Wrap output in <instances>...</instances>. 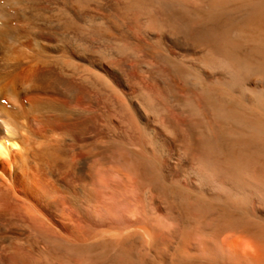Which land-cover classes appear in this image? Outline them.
<instances>
[{"label":"bare ground","instance_id":"obj_1","mask_svg":"<svg viewBox=\"0 0 264 264\" xmlns=\"http://www.w3.org/2000/svg\"><path fill=\"white\" fill-rule=\"evenodd\" d=\"M0 264H264V0H0Z\"/></svg>","mask_w":264,"mask_h":264}]
</instances>
